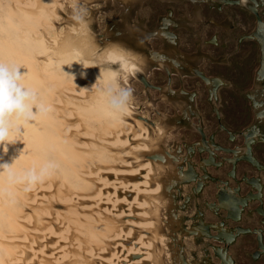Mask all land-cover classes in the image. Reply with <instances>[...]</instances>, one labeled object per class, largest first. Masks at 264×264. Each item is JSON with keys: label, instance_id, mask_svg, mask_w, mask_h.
Instances as JSON below:
<instances>
[{"label": "bare ground", "instance_id": "bare-ground-1", "mask_svg": "<svg viewBox=\"0 0 264 264\" xmlns=\"http://www.w3.org/2000/svg\"><path fill=\"white\" fill-rule=\"evenodd\" d=\"M88 53L87 37L68 31L63 0H0V62L22 66L20 83L51 107L31 120L13 117L22 132L10 135L18 141L4 159L16 170L46 159L59 164L28 192L0 178V264H180L187 235L176 223L180 183L165 129L135 105L123 124L93 107L83 87L99 68L82 79L79 64L63 66L78 87L54 70L57 60Z\"/></svg>", "mask_w": 264, "mask_h": 264}, {"label": "rangeland", "instance_id": "rangeland-1", "mask_svg": "<svg viewBox=\"0 0 264 264\" xmlns=\"http://www.w3.org/2000/svg\"><path fill=\"white\" fill-rule=\"evenodd\" d=\"M260 2L255 11L239 0H93L98 42H123L146 60L129 83L174 156L182 264H264Z\"/></svg>", "mask_w": 264, "mask_h": 264}, {"label": "clouds", "instance_id": "clouds-1", "mask_svg": "<svg viewBox=\"0 0 264 264\" xmlns=\"http://www.w3.org/2000/svg\"><path fill=\"white\" fill-rule=\"evenodd\" d=\"M63 3L67 13L68 31L73 35L87 37L89 53L87 56L81 55L75 61L57 60L54 70L75 84L76 73L64 71L63 66L72 69L74 62L79 64V76L82 79L87 77L86 69L99 68L95 82L83 89L90 94L93 107L105 112L114 124H123L137 102L136 90L129 81L145 73L146 60L142 54L127 47L123 42H98L91 28L93 0H63ZM125 28L130 33L133 30L132 25H125ZM137 43L142 45L140 40ZM75 51L79 50L73 49V52ZM21 69L22 66L0 62V178L6 179L9 184L21 185L23 191L28 192L57 172L59 164L53 159H46L38 166L16 170L13 163L4 159L7 155L5 149L18 141L10 139V135H19L22 132L13 117L15 121L31 120L39 113L51 111V107L40 102L33 90L20 83L23 75ZM21 151L16 150L18 156ZM10 159H17V155Z\"/></svg>", "mask_w": 264, "mask_h": 264}, {"label": "flooded vegetation", "instance_id": "flooded-vegetation-1", "mask_svg": "<svg viewBox=\"0 0 264 264\" xmlns=\"http://www.w3.org/2000/svg\"><path fill=\"white\" fill-rule=\"evenodd\" d=\"M239 3H240V0H239ZM262 3V2H261ZM258 7V6H257ZM257 7H255V8H257ZM253 10V9H252ZM257 10H258V8H257ZM258 92V91H257ZM257 96H262V94L259 92V94H257L256 92H255V98H257ZM262 105H264V104H262ZM263 107V106H262ZM261 108V107H260ZM260 108H258V109H260ZM256 139V138H255Z\"/></svg>", "mask_w": 264, "mask_h": 264}, {"label": "water", "instance_id": "water-1", "mask_svg": "<svg viewBox=\"0 0 264 264\" xmlns=\"http://www.w3.org/2000/svg\"><path fill=\"white\" fill-rule=\"evenodd\" d=\"M252 9H253V10H255V11L257 10V8H255V7H254V8H252Z\"/></svg>", "mask_w": 264, "mask_h": 264}]
</instances>
